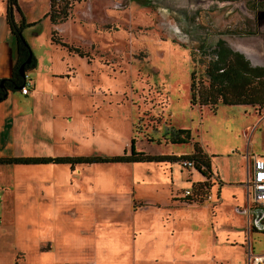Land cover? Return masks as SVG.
I'll return each mask as SVG.
<instances>
[{
    "label": "rangeland",
    "instance_id": "1",
    "mask_svg": "<svg viewBox=\"0 0 264 264\" xmlns=\"http://www.w3.org/2000/svg\"><path fill=\"white\" fill-rule=\"evenodd\" d=\"M68 1V20L55 25L50 0H21L27 23L37 22L23 31L37 60L28 79L56 64V71L70 72L69 82L58 86L84 106L61 121L70 131L59 138L60 154L120 156L130 153L135 139L139 152L180 157L197 143L214 155L223 184L216 176L206 187H193L192 169L165 162L68 167L65 187L60 180L43 193L32 179L22 183L33 187L0 185V264H248V246L232 249L222 238L247 235V156L264 155V107L219 105L214 113L191 105L190 86L193 72L206 80L208 55L220 39L264 67V5L257 12L248 0L211 6L198 0ZM53 34L85 56L55 43ZM180 129L190 132V143H171ZM13 167H0V182L13 178ZM170 203L185 205L172 211L182 221L163 224L171 211L161 207ZM256 215L250 248L262 255L264 217ZM169 223L177 239H156ZM180 230H187L182 239ZM176 247H183L181 257L172 259Z\"/></svg>",
    "mask_w": 264,
    "mask_h": 264
},
{
    "label": "crops",
    "instance_id": "2",
    "mask_svg": "<svg viewBox=\"0 0 264 264\" xmlns=\"http://www.w3.org/2000/svg\"><path fill=\"white\" fill-rule=\"evenodd\" d=\"M19 5L22 9L21 0H19ZM15 13L16 16L19 17L18 13L17 12ZM17 17L16 20L18 19ZM56 47L58 46L56 45ZM240 52L243 53V51ZM16 62H17V47H16L15 38L11 33L9 24L7 22V2L5 0H0V80L10 78L13 75ZM55 65L52 64L50 71L47 72L45 76L41 75L40 72L37 74V77L34 76V79L31 80L32 87L28 95L22 94L21 91L12 92L9 94V96L5 101L0 103V158L73 157V156H67L65 154L61 155L59 152V148H58L59 138L66 135L65 133H67L69 130L68 127L65 126L61 121L65 118H68L71 115H74V111L77 105L79 106L78 108H80V110H83L84 106H81L82 104L80 103L79 104L75 103L74 100L72 101V99H70L71 95L69 96L67 95L68 91L58 86L61 83H65L66 85V83L69 82L68 76L70 72H66V71L58 72L55 70ZM69 124L70 122L67 123V125ZM258 156H264V155H258ZM210 157H211V168H212L211 176L207 178L201 172H199L194 168L192 169V173H191L193 179L192 181L191 180L189 181L191 186L197 183H205V181H209L210 179L215 178L216 176L218 177L217 179L219 180V182L223 184L221 176L219 175L218 172H215L212 166V158L214 157V155ZM247 157H248L247 159L248 161L247 179H248V169L251 165L252 157L251 158L250 156ZM6 166H16L13 167L12 170L15 173L13 174V178L10 181L0 182L1 188L5 186H12L14 184H16V186L33 187L34 186L33 183H22L25 180L32 179L33 180L32 182L36 184V189L41 190L42 193L44 192L43 190L44 188L51 189L52 186L58 187L60 180H62V185H64L65 187V185L68 182L67 169L68 167L72 169L68 165H55V164L0 165V167H6ZM1 171L3 170H0V172ZM1 173L2 175H4V172ZM217 179L215 178L214 182H216ZM217 193L221 194L220 188L217 189ZM217 197L219 198L220 196L218 195ZM211 199H207L205 203L209 202ZM156 203H158L159 205H163L162 203L159 202V200H157L155 204ZM166 203L169 204L168 201ZM180 205L181 204L170 203L169 206L164 205V207H161V208L170 209L171 211L169 214H166L165 217L162 218L163 224L168 221L175 223L178 219L182 221V218L176 217L177 214H172V211L175 208L185 206V205L183 206ZM187 206L193 207V205H189V204H187ZM169 207H173V208H169ZM253 207L254 206L252 205V203L251 204L249 203L247 208L244 209V211L248 215L247 235H245L242 238L240 236H236L235 234L232 235L233 234L232 233L231 234L232 237H231V235H229L228 232L225 233L224 237L222 238L223 244L232 247V249H239L240 247L241 249H245L247 245L248 259H249L248 264H251L250 252L252 250L250 248L251 214L252 217L254 218L256 211H257L256 216L258 217L260 216V212H263L262 209L256 207L253 208ZM161 208L157 207L156 209L161 210ZM251 210H253L254 212H251ZM167 217L169 218L167 219ZM163 227L164 230L158 232L156 239L163 237L165 240L166 237L169 236L175 237L177 239L178 234L174 229L170 227V223L169 225H163ZM258 228L261 229L260 227ZM186 231L187 230L185 231L180 230V232H178L180 233V237H179L180 239L183 238ZM138 232L139 233L137 238L142 234H144L142 233V230ZM137 238L134 239V242L137 240ZM214 240L216 242L215 244H218L219 241L221 242V238L219 237V234L215 233ZM178 248L179 247L174 248L176 250L175 253L176 257L174 256L172 257V259L181 257L180 255L182 253L181 250H183V247L180 250H178ZM238 264L241 263L239 262Z\"/></svg>",
    "mask_w": 264,
    "mask_h": 264
},
{
    "label": "trees",
    "instance_id": "3",
    "mask_svg": "<svg viewBox=\"0 0 264 264\" xmlns=\"http://www.w3.org/2000/svg\"><path fill=\"white\" fill-rule=\"evenodd\" d=\"M7 2V22L13 34L17 47V62L13 75L10 78L0 80V103L5 101L10 93L17 92L25 85L27 78L20 74L21 65L31 57L29 64L25 65V73L37 67L36 57L32 49L23 36V31L27 27L37 25L27 23L23 11L19 5V0H5ZM214 1V0H212ZM224 3L228 0H215ZM72 5L68 0H50V11L48 17L53 24L66 22ZM20 16V21L16 22L14 12ZM63 47H67L70 52H74L81 57L85 53L80 48L68 46L62 40L53 39ZM208 64L205 70L206 80H197L195 72L191 77L190 103L192 106L207 107L216 113L219 105L227 106H251L264 107V67L254 65L251 60L239 51L234 50L224 40H220L211 49ZM191 134L187 130H175L171 143H190ZM183 161L194 162L196 170L209 178L212 174L211 157L205 153L199 144H195L193 152L186 156L173 155H149L136 150V140L132 139L130 153L126 151L123 155L109 158L102 157H15L0 158V165H68L74 169L78 165L91 164H136V163H171L175 164ZM207 183V182H206ZM206 183H197L206 187ZM196 184L193 185L195 187ZM207 189V188H206ZM188 202H196L193 198H188ZM264 212V211H263ZM253 232H261L258 227L252 228Z\"/></svg>",
    "mask_w": 264,
    "mask_h": 264
},
{
    "label": "built area",
    "instance_id": "4",
    "mask_svg": "<svg viewBox=\"0 0 264 264\" xmlns=\"http://www.w3.org/2000/svg\"><path fill=\"white\" fill-rule=\"evenodd\" d=\"M26 78L27 81L20 90L24 95H28L32 87L28 75H26ZM182 164L190 169L195 168L194 162L192 161H183ZM247 188L249 196L252 198V205L264 211V156H252L251 165L248 169ZM186 194L191 195L188 190L186 191ZM250 254L251 264H264V254L255 255L252 250Z\"/></svg>",
    "mask_w": 264,
    "mask_h": 264
},
{
    "label": "water",
    "instance_id": "5",
    "mask_svg": "<svg viewBox=\"0 0 264 264\" xmlns=\"http://www.w3.org/2000/svg\"><path fill=\"white\" fill-rule=\"evenodd\" d=\"M200 3H202L203 5H207V6H210L214 1L212 0H198ZM259 1H263L264 0H259ZM227 2V1H226ZM31 61V57H29L20 67L19 71H20V74L24 77H26V73H25V65L26 64H29ZM264 216V212H260V216L258 217V220L261 219L262 217ZM257 220V221H258Z\"/></svg>",
    "mask_w": 264,
    "mask_h": 264
},
{
    "label": "flooded vegetation",
    "instance_id": "6",
    "mask_svg": "<svg viewBox=\"0 0 264 264\" xmlns=\"http://www.w3.org/2000/svg\"><path fill=\"white\" fill-rule=\"evenodd\" d=\"M214 2H215V3H218V1H215V0H214ZM247 3H248V6H247L248 8L251 9V7H252V9H254V11H257V12H258V10L261 8V6L264 5V2H263V1H259V0H248ZM244 4H245V2H244L242 5L244 6ZM245 7H246V6H244V8H245ZM247 7H246V8H247ZM248 8H247V9H248ZM220 40H222V39H220ZM220 40H218V41H220ZM218 41H217V42H218ZM224 41H225V40H224ZM216 44H217V43H216ZM216 44H215V45H216ZM215 45H214V46H215ZM228 45H229V44H228ZM214 46H213V47H214ZM211 49H212V48H211ZM233 49H234V48H233ZM234 50H235V49H234ZM236 51H238V50H236ZM239 52H240V51H239ZM241 53H242V52H241ZM245 55H246V54H245ZM261 67H262V66H261Z\"/></svg>",
    "mask_w": 264,
    "mask_h": 264
}]
</instances>
